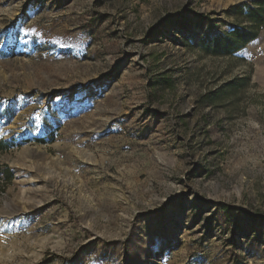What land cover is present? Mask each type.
Returning a JSON list of instances; mask_svg holds the SVG:
<instances>
[{
  "label": "rangeland",
  "instance_id": "374dc122",
  "mask_svg": "<svg viewBox=\"0 0 264 264\" xmlns=\"http://www.w3.org/2000/svg\"><path fill=\"white\" fill-rule=\"evenodd\" d=\"M252 2L0 0V264H264Z\"/></svg>",
  "mask_w": 264,
  "mask_h": 264
},
{
  "label": "trees",
  "instance_id": "16d2710c",
  "mask_svg": "<svg viewBox=\"0 0 264 264\" xmlns=\"http://www.w3.org/2000/svg\"><path fill=\"white\" fill-rule=\"evenodd\" d=\"M231 13L234 14L236 20L246 22L249 26L245 29L234 27L229 32L217 34L208 41V45L203 47L206 53L231 56L253 41L258 34L259 28L264 25V0H253L252 5L237 4L231 8ZM169 19L171 18H166V20ZM202 44L204 43H201V46ZM216 94L217 92L212 93L205 100L211 105L214 104ZM9 146L7 142L0 140V153L7 150Z\"/></svg>",
  "mask_w": 264,
  "mask_h": 264
},
{
  "label": "bare ground",
  "instance_id": "6f19581e",
  "mask_svg": "<svg viewBox=\"0 0 264 264\" xmlns=\"http://www.w3.org/2000/svg\"><path fill=\"white\" fill-rule=\"evenodd\" d=\"M35 203L38 205L41 203V201H35ZM29 204H31V202H29Z\"/></svg>",
  "mask_w": 264,
  "mask_h": 264
}]
</instances>
